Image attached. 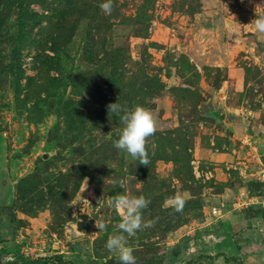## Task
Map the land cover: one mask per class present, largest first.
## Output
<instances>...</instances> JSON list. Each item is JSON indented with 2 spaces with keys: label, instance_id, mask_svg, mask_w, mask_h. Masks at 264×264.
Instances as JSON below:
<instances>
[{
  "label": "rangeland",
  "instance_id": "374dc122",
  "mask_svg": "<svg viewBox=\"0 0 264 264\" xmlns=\"http://www.w3.org/2000/svg\"><path fill=\"white\" fill-rule=\"evenodd\" d=\"M103 2L0 0V264H120V194L156 220L136 264H264V0ZM117 101L156 119L147 166L113 146Z\"/></svg>",
  "mask_w": 264,
  "mask_h": 264
},
{
  "label": "clouds",
  "instance_id": "9594fccd",
  "mask_svg": "<svg viewBox=\"0 0 264 264\" xmlns=\"http://www.w3.org/2000/svg\"><path fill=\"white\" fill-rule=\"evenodd\" d=\"M105 15H111L115 9L114 0H104L99 5ZM255 30L264 34V16L257 17L251 21ZM108 114L118 117L123 125L119 138L113 141V146L120 151L126 152L137 161L138 164L147 166L150 163L148 152V141L157 131V122L152 112L137 105L129 109L118 101L107 106ZM118 187L124 189V181L118 182ZM187 193H176L166 201V205L174 212L181 213L187 203ZM151 201L143 195L129 196L126 194L114 195L108 200V204L120 217L118 224L119 234L110 235L105 247L114 253L120 264H136L134 249L128 240L134 237L138 231L153 227L156 220L145 221L143 210ZM96 228L103 232L107 230L106 223H96Z\"/></svg>",
  "mask_w": 264,
  "mask_h": 264
},
{
  "label": "crops",
  "instance_id": "0c3cea01",
  "mask_svg": "<svg viewBox=\"0 0 264 264\" xmlns=\"http://www.w3.org/2000/svg\"><path fill=\"white\" fill-rule=\"evenodd\" d=\"M239 217H242V215L240 214V215H238V217H236V216L233 217V216H232V217L227 218V220H226V221H227V222H226V223H227L226 228H227V229L229 228V231H233L235 234H236V232L240 231V230H238L239 227H240V224H241V223H240L241 221L238 220ZM246 220L248 221V219H246ZM250 221H251V220H250ZM248 222H249V221H248ZM227 229H226V230H227ZM226 230H225V231H226ZM249 231H250V233L247 234L246 239H247V238H251V237H253V233H254V234H257V233H258V232H257L258 230H249ZM245 232L247 233V231H245ZM241 234H242V233H239L238 235H235V237H239V238H241ZM220 235L223 236L222 234H220ZM250 236H251V237H250ZM223 237H224V236H223ZM250 242H253L252 239H251V240L248 242V244H247V247H249V248H250V244H249Z\"/></svg>",
  "mask_w": 264,
  "mask_h": 264
},
{
  "label": "built area",
  "instance_id": "2783aa9c",
  "mask_svg": "<svg viewBox=\"0 0 264 264\" xmlns=\"http://www.w3.org/2000/svg\"><path fill=\"white\" fill-rule=\"evenodd\" d=\"M258 174V180L264 182V168L261 166V168L258 170L257 172ZM263 205H264V201H263ZM220 210L219 209H216L214 207H212V213L213 214H216V213H219Z\"/></svg>",
  "mask_w": 264,
  "mask_h": 264
},
{
  "label": "water",
  "instance_id": "95a60500",
  "mask_svg": "<svg viewBox=\"0 0 264 264\" xmlns=\"http://www.w3.org/2000/svg\"><path fill=\"white\" fill-rule=\"evenodd\" d=\"M223 114H220V118H222L223 116H222Z\"/></svg>",
  "mask_w": 264,
  "mask_h": 264
},
{
  "label": "trees",
  "instance_id": "16d2710c",
  "mask_svg": "<svg viewBox=\"0 0 264 264\" xmlns=\"http://www.w3.org/2000/svg\"><path fill=\"white\" fill-rule=\"evenodd\" d=\"M210 256H208V258H209Z\"/></svg>",
  "mask_w": 264,
  "mask_h": 264
}]
</instances>
